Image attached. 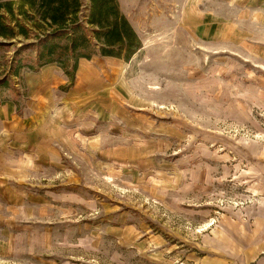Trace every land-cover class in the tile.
<instances>
[{
	"label": "rangeland",
	"instance_id": "374dc122",
	"mask_svg": "<svg viewBox=\"0 0 264 264\" xmlns=\"http://www.w3.org/2000/svg\"><path fill=\"white\" fill-rule=\"evenodd\" d=\"M117 3L128 62L0 50V264H264V0Z\"/></svg>",
	"mask_w": 264,
	"mask_h": 264
},
{
	"label": "trees",
	"instance_id": "16d2710c",
	"mask_svg": "<svg viewBox=\"0 0 264 264\" xmlns=\"http://www.w3.org/2000/svg\"><path fill=\"white\" fill-rule=\"evenodd\" d=\"M19 43L8 67L12 78L54 65L71 83L81 60L128 62L141 47L117 0H0V50ZM9 78L0 79V87L18 94Z\"/></svg>",
	"mask_w": 264,
	"mask_h": 264
},
{
	"label": "bare ground",
	"instance_id": "6f19581e",
	"mask_svg": "<svg viewBox=\"0 0 264 264\" xmlns=\"http://www.w3.org/2000/svg\"><path fill=\"white\" fill-rule=\"evenodd\" d=\"M125 65H127V64L125 63ZM263 253H264V251H263ZM263 253H262V254H263ZM253 262H255V259L253 260Z\"/></svg>",
	"mask_w": 264,
	"mask_h": 264
}]
</instances>
